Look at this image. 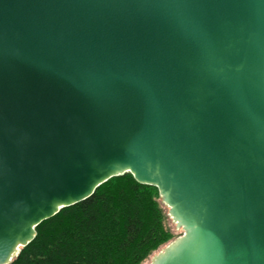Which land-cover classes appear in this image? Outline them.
<instances>
[{"label":"water","instance_id":"water-1","mask_svg":"<svg viewBox=\"0 0 264 264\" xmlns=\"http://www.w3.org/2000/svg\"><path fill=\"white\" fill-rule=\"evenodd\" d=\"M124 172L149 264H264V0H0V264Z\"/></svg>","mask_w":264,"mask_h":264},{"label":"trees","instance_id":"trees-1","mask_svg":"<svg viewBox=\"0 0 264 264\" xmlns=\"http://www.w3.org/2000/svg\"><path fill=\"white\" fill-rule=\"evenodd\" d=\"M155 186L124 172L41 221L8 264H141L175 234Z\"/></svg>","mask_w":264,"mask_h":264},{"label":"rangeland","instance_id":"rangeland-1","mask_svg":"<svg viewBox=\"0 0 264 264\" xmlns=\"http://www.w3.org/2000/svg\"><path fill=\"white\" fill-rule=\"evenodd\" d=\"M169 216V215H168ZM170 218V217H169ZM170 224L173 225V231L175 234H179L181 232V229H178L175 224L172 222L171 218H170ZM164 247V245L162 247H160L158 250H156L152 255L149 256L148 259H146L145 261H143L141 264H149L150 260L152 258V256L157 253L159 250H161Z\"/></svg>","mask_w":264,"mask_h":264}]
</instances>
